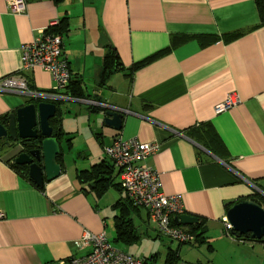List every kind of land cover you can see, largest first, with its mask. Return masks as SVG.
Listing matches in <instances>:
<instances>
[{"label": "crops", "instance_id": "0c3cea01", "mask_svg": "<svg viewBox=\"0 0 264 264\" xmlns=\"http://www.w3.org/2000/svg\"><path fill=\"white\" fill-rule=\"evenodd\" d=\"M26 6L14 14L0 0V85L24 79L33 93H54L51 73L21 69L22 48L67 19L64 52L84 98L56 103L62 173L43 190L13 167L12 150H0V264H55L88 253L76 242L85 232L106 231L119 214L116 203L129 197L116 187L99 197L79 174L111 161L104 147L117 138L161 146L146 165L159 174L165 195L179 196L185 214L204 221L205 242L190 245L228 248L233 264H264V241L240 242L225 227L234 204L264 202V26L255 0H26ZM173 39L181 44L129 74ZM111 49L124 70L103 82ZM230 96L239 102L217 113ZM47 99L37 102L54 103ZM32 100L0 91V121ZM107 108L126 114L121 130L102 125ZM133 218L139 232H149L145 209Z\"/></svg>", "mask_w": 264, "mask_h": 264}, {"label": "built area", "instance_id": "2783aa9c", "mask_svg": "<svg viewBox=\"0 0 264 264\" xmlns=\"http://www.w3.org/2000/svg\"><path fill=\"white\" fill-rule=\"evenodd\" d=\"M11 12L24 13L27 9L26 0H7ZM41 68L51 73L55 88L52 94H43L50 97L70 100V97L61 95L69 86L73 73L64 52V39L46 31L30 44L22 48V65L24 71ZM0 91H15L28 96H38L33 93L24 79L8 78L0 85ZM238 99L230 96L227 101L216 108L217 113L230 109L238 103ZM161 150L158 143H143L137 139L124 140L117 138L112 145L104 147L107 159L113 161L118 170L121 187L127 193L132 204L145 209L151 223L160 235L169 237L180 244L192 243L195 236L185 228L174 226L172 218L179 217L184 212L182 200L179 196H167L162 191L159 174L146 161ZM3 217V214H1ZM228 235H231V225L225 220ZM243 242V240H239ZM78 249H85L88 253L82 257H70L55 264H155L151 260L138 259L114 247L106 231L100 233L85 232L76 242Z\"/></svg>", "mask_w": 264, "mask_h": 264}, {"label": "water", "instance_id": "95a60500", "mask_svg": "<svg viewBox=\"0 0 264 264\" xmlns=\"http://www.w3.org/2000/svg\"><path fill=\"white\" fill-rule=\"evenodd\" d=\"M54 100L51 102H40L41 99ZM35 103L26 105L9 115L5 122L0 121V141L11 138L13 142L19 140L32 142L30 152H21L16 164L29 166V178L42 187L45 182L53 181L62 173L58 157L61 154V144L55 137L51 120L56 117L59 106L55 103L65 101L62 98L46 95L33 96ZM40 99V100H39ZM125 113L123 111L107 108L102 114V125L114 130H121L124 123ZM40 141L37 145L34 142ZM12 143L10 146L12 147ZM43 160L41 166L34 162L33 157ZM21 158L26 160L20 161ZM178 226H192L199 223V218L190 214H183L175 218ZM227 222L232 231L239 236L253 240L264 239V207L253 200L242 201L231 207L227 214Z\"/></svg>", "mask_w": 264, "mask_h": 264}, {"label": "trees", "instance_id": "16d2710c", "mask_svg": "<svg viewBox=\"0 0 264 264\" xmlns=\"http://www.w3.org/2000/svg\"><path fill=\"white\" fill-rule=\"evenodd\" d=\"M259 17H260V26H264V0H255ZM69 30V23L67 19H64L59 25L53 26L50 28L49 32L53 33L55 35H61L63 37V34L66 33ZM239 34L235 35H229L226 37V40L230 41L235 38H237ZM181 44L180 41H177L176 39H173L171 47H169L166 50L160 51L159 53L153 55L152 57H149L148 59H145L137 64H135L132 68L129 69V74L134 73L135 71L139 70L140 68L148 65L155 59L163 56L167 52H170L175 47L179 46ZM118 70H124L121 61L119 60V57L117 53L111 49L109 54H107L104 62V70H103V82L109 80L111 76L117 72ZM78 78H72L69 86L65 89L64 92L68 90V97L74 99V100H80L84 97L83 89L80 85V82L77 81ZM58 104V102H55ZM99 111V110H98ZM9 117V116H8ZM4 118L1 122H5L7 118ZM63 115L61 110H58L56 117H54L51 120V126L54 129V136L58 138L60 141V137H62V120ZM192 135V133H191ZM40 141L34 142V145H37ZM63 154H60L58 157V161H61V157ZM13 167L24 177H26L34 186H36L38 189L43 190L44 186L38 187L35 185V183L29 178V169H27L25 172L22 169H19L16 165H13ZM113 164L111 161H103L100 164L94 165L90 170L88 171H82L79 174L80 180L85 182H91V187H94L95 194L99 197L103 196L110 188L116 187L117 189L123 190L121 187V184L116 185L114 183V177H113ZM258 204L264 207V202L261 203L258 200H254ZM235 205V204H234ZM232 207V206H231ZM115 208L119 210V214L116 217L115 220V228L117 232V238L116 240L118 242H124V243H133L140 239L141 233L139 232V229L135 225V221L133 216L137 214L139 208L134 206L129 198H121L115 205ZM172 224L174 226H178L175 220H172ZM204 230V221L199 219V223L195 224L193 226H190V232L195 236V238L198 239L199 243L205 242V237L203 235L205 234ZM231 235L234 236L237 240H243L248 241L251 238H246L243 236H239L238 234L234 233L233 231H230ZM253 240V239H252ZM258 241V240H254ZM264 241V239L259 240ZM189 244V243H188ZM156 258L153 257L152 261H154ZM179 257V251L178 250H172L170 249L167 253V260L166 264H176L177 259Z\"/></svg>", "mask_w": 264, "mask_h": 264}, {"label": "rangeland", "instance_id": "374dc122", "mask_svg": "<svg viewBox=\"0 0 264 264\" xmlns=\"http://www.w3.org/2000/svg\"><path fill=\"white\" fill-rule=\"evenodd\" d=\"M63 105L72 104L65 102ZM113 217L114 215L108 221L107 236L114 247L127 254L144 260H150L156 256L153 261L155 264H166L167 253L170 248L173 250H179L180 248L181 244L178 241L160 235L157 230L154 231L155 227L153 224L147 229L149 230L148 233L146 232V227L140 229L141 237L139 240L130 244L118 242L116 240L117 232ZM140 225L141 223L137 219L136 227L139 228ZM179 253L180 258L177 259L176 264H233L236 261L232 259V253L228 251V248L222 247L221 249L210 251L208 244H198V247L190 244L182 245Z\"/></svg>", "mask_w": 264, "mask_h": 264}, {"label": "flooded vegetation", "instance_id": "af4514ba", "mask_svg": "<svg viewBox=\"0 0 264 264\" xmlns=\"http://www.w3.org/2000/svg\"><path fill=\"white\" fill-rule=\"evenodd\" d=\"M14 143L13 140L11 138H9L8 140H1L0 141V150L4 151V150H12V153H10V158L13 162L14 165H16L17 167H19V169H23L24 172L29 169L28 165H17L16 161L19 157L20 154H22L21 152H30L33 148H31V146L33 145L32 142H28V141H23V140H19L18 142H15L13 144V146L11 147L10 145ZM34 162L38 163L39 165L43 166L44 162L43 160H40V158L37 157H33ZM26 160L25 158H21L20 161H24Z\"/></svg>", "mask_w": 264, "mask_h": 264}]
</instances>
